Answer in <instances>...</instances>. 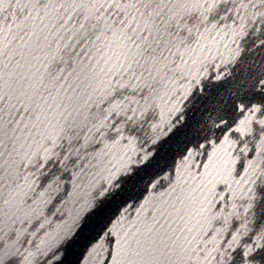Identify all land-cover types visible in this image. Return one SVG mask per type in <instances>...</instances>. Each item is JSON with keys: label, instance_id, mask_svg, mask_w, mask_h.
Returning a JSON list of instances; mask_svg holds the SVG:
<instances>
[{"label": "water", "instance_id": "95a60500", "mask_svg": "<svg viewBox=\"0 0 264 264\" xmlns=\"http://www.w3.org/2000/svg\"><path fill=\"white\" fill-rule=\"evenodd\" d=\"M260 79L264 0H0V264H264Z\"/></svg>", "mask_w": 264, "mask_h": 264}, {"label": "snow or ice", "instance_id": "6c2138e0", "mask_svg": "<svg viewBox=\"0 0 264 264\" xmlns=\"http://www.w3.org/2000/svg\"><path fill=\"white\" fill-rule=\"evenodd\" d=\"M212 8H215L216 5L213 4L211 6ZM257 85L258 87L261 89V90H264V79H260L258 80L257 82ZM242 107H247V104H242ZM259 109L253 107L252 109H250L251 112H255V111H258ZM231 131V129H230ZM237 131H240L241 134H244L245 132H250V127L248 126L247 123H244L242 124L241 128H238ZM258 131V134L261 135V151L262 153H264V122H261V127L257 130ZM231 147H236L235 144H232ZM214 163H215V155H213L212 157H209V161H208V168H212L214 166ZM243 164V162H241ZM251 164V162H250ZM107 192V189L104 190V192H101V196L105 195V193ZM82 228L84 229H89L91 230L92 227H94V225L90 224L89 222H87V219L85 220V223H83L81 225ZM99 236V233L97 232L95 234V236L93 237V239H96V237ZM64 240L66 241V243L69 245V246H72L76 240H75V237L72 235V232L71 230H69L66 234H65V237H64Z\"/></svg>", "mask_w": 264, "mask_h": 264}]
</instances>
